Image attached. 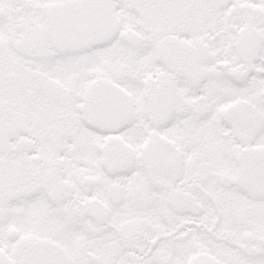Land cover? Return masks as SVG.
<instances>
[{
    "label": "snow or ice",
    "instance_id": "6c2138e0",
    "mask_svg": "<svg viewBox=\"0 0 264 264\" xmlns=\"http://www.w3.org/2000/svg\"><path fill=\"white\" fill-rule=\"evenodd\" d=\"M0 264H264V0H0Z\"/></svg>",
    "mask_w": 264,
    "mask_h": 264
}]
</instances>
